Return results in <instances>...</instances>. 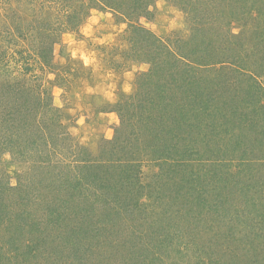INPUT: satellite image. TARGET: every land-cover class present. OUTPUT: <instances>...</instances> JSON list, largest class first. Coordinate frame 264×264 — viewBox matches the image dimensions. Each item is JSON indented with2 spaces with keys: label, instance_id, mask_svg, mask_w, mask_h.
I'll list each match as a JSON object with an SVG mask.
<instances>
[{
  "label": "rangeland",
  "instance_id": "374dc122",
  "mask_svg": "<svg viewBox=\"0 0 264 264\" xmlns=\"http://www.w3.org/2000/svg\"><path fill=\"white\" fill-rule=\"evenodd\" d=\"M196 2L199 30L174 0H0V264H264V0ZM130 18L193 61L152 132Z\"/></svg>",
  "mask_w": 264,
  "mask_h": 264
},
{
  "label": "trees",
  "instance_id": "16d2710c",
  "mask_svg": "<svg viewBox=\"0 0 264 264\" xmlns=\"http://www.w3.org/2000/svg\"><path fill=\"white\" fill-rule=\"evenodd\" d=\"M174 1H176L179 4L184 3L181 5L184 6V9L186 10L188 17L190 18V22L192 21L194 23V26H196L195 29L199 30V26L203 23V21H201V17H202L201 12H204V9H202L204 7L203 6L204 4H198L199 2H196L198 0H186V1L174 0ZM129 13H130L129 10L126 11V14H129ZM130 17H132V15H130ZM137 19H132V18L128 19V22L131 25V31L134 33V36L136 35L135 36L136 38H134L132 35V37H133L132 40L134 41V43L137 46L140 45L141 49L143 48V51L146 54L145 58H147V60L152 65L150 71L148 72L149 75L147 73L144 74L143 78H140L138 80L139 82L137 83V86H138V89H140V90H142V89H144V91L152 90L154 92V95H153L152 91L149 92V94L146 93L147 96H145V98L143 99V100H146L145 103L142 102V104L138 105L139 107H137V108H136L137 104H134V101H132L130 99V97L126 98L125 100L122 99V100H120V102H118L117 108H118V112H120V114H123L125 110L130 111V110L136 108V112L142 111L141 120H138L137 122L138 123L140 122V124H141V122L144 120L147 122V124H149L148 121L156 122V120H157L156 115L152 114L153 111H155V112H157L158 110H161V111H170L171 110V111H173L175 109L183 110L185 108L184 104H182L181 106L179 105L178 93L181 90V88H183V86H178L177 83L179 82L180 78L178 79V76L175 74L176 72L174 70H176V65H178L179 63L191 64L193 61L191 62L188 59L187 54H182L179 56V55H176L175 53H173L174 51H171L170 47L168 45L163 43L159 37H157L152 31H150L148 28H146L144 25H142L140 22H138ZM21 32L22 31H20L19 33H21ZM20 35H22V33ZM33 51L38 53L39 57L42 59V61H40L41 64L45 63L48 66L51 64V59L53 58V56L55 54L54 47H52V48L50 47V48L43 50V48L40 49L38 46ZM148 52H149V54H148ZM164 56H165V59L163 58ZM31 58H34V57L31 56L30 54L28 55V57H26V59H31ZM169 64H171V65H169ZM158 68L162 70L161 72H166L165 74H170V79H168L167 77H163L164 75L161 77L162 79L161 78L155 79L153 77V74L156 70H158ZM191 81H192L191 79L190 80L188 79V84ZM153 83L155 84V87L152 89ZM259 95L263 96L262 93H260ZM51 99H52V97H51ZM192 100H194L196 102L197 106L200 107V109L204 110V99L203 98L198 99V96H197V97H195V99H192ZM197 100H199V101H197ZM201 100H202V102H201ZM40 104H42V103H40ZM8 106H9V104H8ZM46 106H48L46 109H44V110L39 109L37 111V110H33L29 105H20L21 109H23L25 107V109L23 110L24 112H21L20 109L15 108L16 105L14 104L13 109L6 108V113H5L6 117L4 118L2 123H4L5 129L13 130L10 132V134L16 133V131L13 128L14 117L16 115H19V114L20 115H26L25 111L28 110V111H30L27 114L28 116L27 115L24 116L25 120L30 122V123H28V126L31 127L32 124H34V123L40 124V120L38 119L39 116L42 115L44 112L49 113L52 109H54V108H52V103L47 102ZM57 114H56V118L58 120ZM167 114L170 115L169 112H167ZM210 114L214 115V113H211V112H210ZM172 115H170V117ZM175 115H176V113H175ZM128 117L130 118L131 116H128ZM183 118H184V116H183ZM143 122H142V124H143ZM2 123H1V125H2ZM48 123L49 124L52 123L53 127H55V128L61 127V123L58 124L57 122H53V121H48ZM148 126H149V129L152 128V129H150L151 132L155 131L154 125H151V123H150ZM39 128H41V127H39ZM55 130H56V135L58 138L62 132H63V134H65V131H62L63 130L62 127H61V129L59 128V129H55ZM10 134L9 135L6 134L7 137L4 138L3 140L8 142L10 139H7V138L11 137ZM129 134L130 133H128V135ZM150 147L152 148V144L150 145ZM92 170H97V169L92 168ZM76 185L79 186L80 188H82L80 186L79 182H77ZM1 188H4V187H1ZM109 189H112V192L114 193V195L111 197H117L118 195H120V188L119 187L114 186V187L109 188ZM109 189H107V190L104 189L103 194L106 191H108ZM84 190H85L86 194L85 193H83V194H84V196H87L88 192H89V185L85 186ZM2 196L3 195H1V197ZM140 198H141V195L137 196L136 202H138V203L137 204L135 203V206H138V204L140 203ZM101 202H103L102 198H101ZM2 203H4V202H2ZM2 206H4V205L2 204ZM1 211H0V221H2L4 219V216H3L4 214H3V212L1 213ZM109 216H111V215H109Z\"/></svg>",
  "mask_w": 264,
  "mask_h": 264
}]
</instances>
